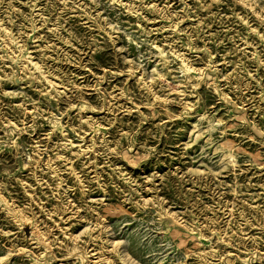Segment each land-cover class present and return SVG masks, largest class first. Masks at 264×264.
Returning a JSON list of instances; mask_svg holds the SVG:
<instances>
[{
  "label": "rangeland",
  "instance_id": "1",
  "mask_svg": "<svg viewBox=\"0 0 264 264\" xmlns=\"http://www.w3.org/2000/svg\"><path fill=\"white\" fill-rule=\"evenodd\" d=\"M0 264H264V0H0Z\"/></svg>",
  "mask_w": 264,
  "mask_h": 264
}]
</instances>
